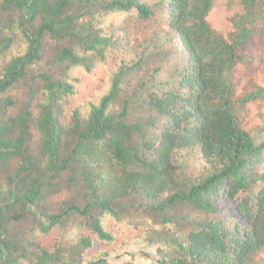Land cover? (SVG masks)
Segmentation results:
<instances>
[{
	"label": "trees",
	"instance_id": "16d2710c",
	"mask_svg": "<svg viewBox=\"0 0 264 264\" xmlns=\"http://www.w3.org/2000/svg\"><path fill=\"white\" fill-rule=\"evenodd\" d=\"M211 4L0 0V264H109L108 217L160 243L153 264L252 263L264 123L243 118L264 86L238 94L236 65L264 40V0H226L229 38ZM101 64L104 87L80 94ZM54 227L80 231L50 248Z\"/></svg>",
	"mask_w": 264,
	"mask_h": 264
},
{
	"label": "rangeland",
	"instance_id": "374dc122",
	"mask_svg": "<svg viewBox=\"0 0 264 264\" xmlns=\"http://www.w3.org/2000/svg\"><path fill=\"white\" fill-rule=\"evenodd\" d=\"M240 11L235 5L227 7L226 0H212L207 20L211 26L229 38V34L234 30L235 15ZM239 50L243 53L244 60L236 65V92L243 94L253 85L264 86V40L254 36L248 43L240 46ZM108 69L101 64L94 69L90 77L82 78L78 86L80 94L96 97L108 79ZM263 123L264 97L248 102L243 118L244 126L252 127ZM261 166V169H264V162ZM106 221L107 227L115 237V242L107 247L108 253L105 256L109 264L125 261L131 264H153L156 261V247L160 243L137 242L133 235L136 231H129L125 223L115 222L109 217ZM79 231L78 227L66 232L62 228L54 227L49 233L43 234L40 240L43 245L53 248L60 239L74 237ZM103 247V242L98 240L92 248L88 249V253L103 249ZM251 264H264V248L256 254Z\"/></svg>",
	"mask_w": 264,
	"mask_h": 264
}]
</instances>
